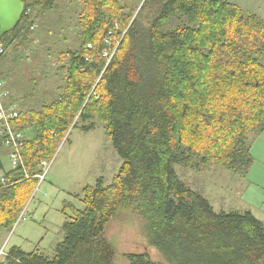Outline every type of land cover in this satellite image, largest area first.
<instances>
[{
  "label": "trees",
  "instance_id": "16d2710c",
  "mask_svg": "<svg viewBox=\"0 0 264 264\" xmlns=\"http://www.w3.org/2000/svg\"><path fill=\"white\" fill-rule=\"evenodd\" d=\"M27 2L0 43L4 104L16 106L14 126L26 137L22 163L6 169L10 149L0 136V230H13L40 182L42 161L53 160L72 130L101 123L124 162L110 184L100 178L74 195L81 207L66 202L64 237L53 253L13 246L0 264H119L106 230L130 213L144 222L160 260L129 253L128 264H264V222L252 212H216L174 167L249 175L250 135L264 132V18L226 0ZM71 8L77 34L56 53V95L36 101L39 78L32 74V91L21 96L26 80L10 70L20 61L27 66L25 53L36 43L53 57L50 40Z\"/></svg>",
  "mask_w": 264,
  "mask_h": 264
},
{
  "label": "rangeland",
  "instance_id": "374dc122",
  "mask_svg": "<svg viewBox=\"0 0 264 264\" xmlns=\"http://www.w3.org/2000/svg\"><path fill=\"white\" fill-rule=\"evenodd\" d=\"M122 1L129 6L137 7L144 0ZM226 1L239 5L246 13H254L264 18V0ZM72 10L73 8L64 11L63 21L58 25L62 33L54 35L50 40L53 57L47 48H40L36 43L33 53L24 49L25 56H28L27 66L20 61L10 70L12 78L16 74H22L26 80L27 92H23L21 96L32 91L30 84L32 74H37L39 78L32 91L36 101L39 99L49 102L56 95L58 78L53 69L56 53L68 48L77 34L76 15ZM8 56L9 62L13 53L10 52ZM111 56L112 54L109 58ZM7 68L8 65L5 64V69ZM43 72H46L47 76L44 77ZM13 82L16 83L13 85L18 86V77ZM27 102L31 103L30 96L27 97ZM97 126L90 132L80 128L74 129L58 145L46 180L39 182L30 196L25 208V219L17 223L10 232L0 230V245L7 243L8 249L20 246L28 252L36 249L52 252L53 247L64 237L62 227L66 215L63 209L66 202L81 207L74 199V195L81 193L85 186L94 185L100 178L107 184L112 182L124 161L106 135L103 125L98 123ZM250 138L253 140L254 165L246 178L221 166H210L202 171L180 165L174 167L180 179L194 191L202 193L216 212H252L256 218L264 222V132L259 135L251 134ZM4 164L6 169L11 168L8 157L4 158ZM144 227V222L135 213L121 219H113L109 223L106 235L117 249L119 264H128L126 254L147 251L155 260H160L158 251L149 246Z\"/></svg>",
  "mask_w": 264,
  "mask_h": 264
},
{
  "label": "built area",
  "instance_id": "2783aa9c",
  "mask_svg": "<svg viewBox=\"0 0 264 264\" xmlns=\"http://www.w3.org/2000/svg\"><path fill=\"white\" fill-rule=\"evenodd\" d=\"M91 48L92 46L89 45ZM5 53V48L2 44H0V59ZM9 96V91L7 89V85L5 80L0 78V136H2L5 140L6 145L9 147L10 152L8 158L11 163L10 169H16L22 163V150L25 145V135L21 131H19L14 124L17 122L19 118V111L15 105L5 106V100ZM52 162V161H51ZM51 162L42 161V170L43 173L38 176L40 183L46 180L47 174L51 167ZM5 172L0 173V188H2L5 184ZM25 213L23 212L20 219L17 223H19L22 219H25ZM7 243L4 245H0V260L9 254V249L7 248Z\"/></svg>",
  "mask_w": 264,
  "mask_h": 264
},
{
  "label": "water",
  "instance_id": "95a60500",
  "mask_svg": "<svg viewBox=\"0 0 264 264\" xmlns=\"http://www.w3.org/2000/svg\"><path fill=\"white\" fill-rule=\"evenodd\" d=\"M27 6V0H0V43L21 22Z\"/></svg>",
  "mask_w": 264,
  "mask_h": 264
},
{
  "label": "crops",
  "instance_id": "0c3cea01",
  "mask_svg": "<svg viewBox=\"0 0 264 264\" xmlns=\"http://www.w3.org/2000/svg\"><path fill=\"white\" fill-rule=\"evenodd\" d=\"M6 82V81H5Z\"/></svg>",
  "mask_w": 264,
  "mask_h": 264
}]
</instances>
